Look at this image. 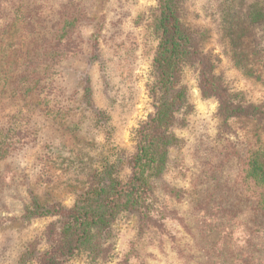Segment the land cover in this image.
Listing matches in <instances>:
<instances>
[{
  "label": "rangeland",
  "instance_id": "obj_1",
  "mask_svg": "<svg viewBox=\"0 0 264 264\" xmlns=\"http://www.w3.org/2000/svg\"><path fill=\"white\" fill-rule=\"evenodd\" d=\"M24 2L0 0V22L13 13L14 3ZM69 5L86 18L74 37L75 53L57 66V97L47 108L36 97H4L0 105V131L21 120L29 123L24 127L32 136L0 161V264H18L55 220L23 219L26 207L34 199L71 207L92 169L105 159L113 161L119 149L134 151L133 130L153 110L147 87L156 41L145 21L157 1L39 0L25 28L26 46L30 35L36 41L28 46L42 53L31 30L37 11L48 39ZM186 8L185 23L206 32L205 48L216 59V73L232 91L264 102V67L254 55L255 41L264 49V0H187ZM99 29L96 48L93 35ZM199 79L197 66L184 67L182 83L192 110L186 125L175 130L184 142L170 152L166 171L154 180L156 224L143 230L136 213L120 214L106 235L109 252L103 264H264V215L237 184L247 152L264 154V130L243 119L225 123L217 101L201 97ZM87 86L92 107L83 102ZM100 111L110 119L97 121ZM236 149L239 157L217 163L223 152ZM164 184L183 189L184 197H169ZM36 248L43 251L46 245ZM69 264H87V259Z\"/></svg>",
  "mask_w": 264,
  "mask_h": 264
},
{
  "label": "trees",
  "instance_id": "obj_2",
  "mask_svg": "<svg viewBox=\"0 0 264 264\" xmlns=\"http://www.w3.org/2000/svg\"><path fill=\"white\" fill-rule=\"evenodd\" d=\"M38 1L25 0L19 6L14 3L13 13L0 22V105L4 97L19 96L22 100L36 97L47 108L57 97L54 82L57 66L69 60L77 49L74 37L86 17L73 5L59 13L48 39L42 34L44 23H41V12L37 11L31 30L38 37L36 45L41 43L42 53L30 49L28 44L36 41L30 35L26 46V30L32 19L30 11ZM156 1V7L145 21L146 30L156 41L147 87L153 110L133 130L134 151L127 153L119 149L113 161L105 159L92 169L69 208L57 202L40 205L34 199L22 218L55 220L28 246L18 264H69L80 257H86L87 264H103L109 252L106 235L120 214L136 213L143 230L156 224L154 180L166 171L170 152L184 142L175 130L186 125L185 115L192 110L182 83L185 66L198 67L201 97L217 101L218 113L225 123L243 119L264 130V102L253 103L243 92L232 91L224 77L216 73V59L205 48L206 32L193 29L184 21L187 0ZM100 32L99 29L93 35L96 48ZM255 43V59L264 67V49L258 48V41ZM83 102L93 106L90 86L84 90ZM109 119L102 111L96 116L97 121ZM26 125L29 123L19 120L11 123L5 132L0 131V161L10 155L15 144L32 137L26 133ZM233 157H239L237 149L232 153L223 152L217 163L223 164ZM123 170L127 173L122 178ZM237 184L245 200L255 203L264 215V154L247 152L241 161ZM163 191L177 201L185 194L183 189L167 184ZM43 243L46 248L38 251L36 247Z\"/></svg>",
  "mask_w": 264,
  "mask_h": 264
}]
</instances>
